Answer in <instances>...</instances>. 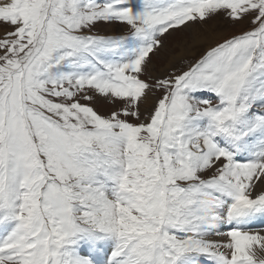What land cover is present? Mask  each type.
<instances>
[{
    "label": "snow or ice",
    "instance_id": "1",
    "mask_svg": "<svg viewBox=\"0 0 264 264\" xmlns=\"http://www.w3.org/2000/svg\"><path fill=\"white\" fill-rule=\"evenodd\" d=\"M261 185L264 0H0V264H264Z\"/></svg>",
    "mask_w": 264,
    "mask_h": 264
},
{
    "label": "rangeland",
    "instance_id": "2",
    "mask_svg": "<svg viewBox=\"0 0 264 264\" xmlns=\"http://www.w3.org/2000/svg\"><path fill=\"white\" fill-rule=\"evenodd\" d=\"M117 29H119L121 33L126 31V28L124 26H112V25L100 26L99 31L101 32V34H113L117 31ZM235 30L237 29L231 28L225 25H218L216 28V31L220 33L222 36H228ZM212 42L213 41H209V43H212ZM169 43L170 45L174 44V40L170 38ZM197 47L200 49V51L196 53V56L198 57L199 54H202L204 45L201 43V44H198ZM178 55L179 56L182 55V52L180 50H177V56ZM189 58H192V57L190 56ZM154 62L157 63L158 67L167 66V58H154ZM109 107L110 106H103L100 110L106 113L107 111H109Z\"/></svg>",
    "mask_w": 264,
    "mask_h": 264
},
{
    "label": "bare ground",
    "instance_id": "3",
    "mask_svg": "<svg viewBox=\"0 0 264 264\" xmlns=\"http://www.w3.org/2000/svg\"><path fill=\"white\" fill-rule=\"evenodd\" d=\"M112 26H113V25H112ZM177 59H179V55L177 56ZM259 188H264V185L259 186V187H258V190H259Z\"/></svg>",
    "mask_w": 264,
    "mask_h": 264
}]
</instances>
